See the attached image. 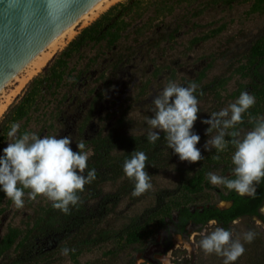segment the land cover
Returning a JSON list of instances; mask_svg holds the SVG:
<instances>
[{"label":"trees","instance_id":"trees-1","mask_svg":"<svg viewBox=\"0 0 264 264\" xmlns=\"http://www.w3.org/2000/svg\"><path fill=\"white\" fill-rule=\"evenodd\" d=\"M144 1L117 2L84 27L53 58L52 63L30 81L25 95L9 107L0 120V154H2V149L9 142L7 133L13 123L20 124L19 134L34 132L39 136L43 133L51 136L52 130L56 127V121H60L64 116V109L71 104V100L76 97L69 107L71 108L69 114L77 112L81 104L87 102L79 120L77 128L79 136L76 142L83 141L86 145L84 151H91L85 174L91 169L96 171V179L85 185L83 192L78 193L81 202L76 206H70V212L67 214L53 208V202L42 203L37 200L39 196L33 201L26 195L24 201L30 209H33L32 214L23 221V227L14 224L7 227L0 242V264H39L40 261L49 259L59 249L67 248L69 253L76 256L85 250L127 237L129 238L126 242L128 246H135L137 250L141 249L138 244L142 242L144 232H151L146 224H140V218L144 215L138 218L135 216L131 222L122 225H116L107 219L108 215L113 213L115 207L126 197L135 200L144 194L152 193L149 190L140 196L132 195L135 180L125 174L124 161L130 159L134 151L144 152L148 157L146 162L148 166L145 171L152 178L155 173L168 169L180 159L172 149L166 146L164 133H161L156 143L148 142V131H141L140 128L137 130L136 126L139 122L128 116L130 113L127 109L119 112H106L105 116H101L98 121L100 126L97 129L94 128L92 121L97 115L98 106L106 98L109 88L118 83L117 80L121 73L125 71L129 73L128 82H132L133 88L138 90L135 95L137 100L139 99L138 102L145 99L153 88L163 90L170 81L183 87L195 83L198 88L194 95L199 102L206 100L208 96L218 99L217 105L211 110V115L223 108V105H219V103L223 104L221 88L227 84L233 74L240 73L250 78L251 95L255 96L256 103L244 114L243 123L238 128L241 125L252 124L249 122L251 118L264 117V76L260 72V67L264 64V39L262 37L257 38L247 51L230 45L232 40H229V47H226L225 52L218 51V54L215 52L211 54L210 61L198 71L194 79L181 77L178 69L183 63L179 60L183 61L184 58L190 57L196 47L201 48L210 36L221 31L223 25L210 29L211 33L202 31L201 34L188 35L198 26L191 16H200L205 3L200 9L194 8L190 16L182 15L172 23L163 22L161 25H154L153 20L157 14L163 11L170 12V14L173 12V7L166 0L155 3L156 15L154 17L149 16L135 24L137 16L143 14L142 10L146 11L150 6L149 2L144 3ZM233 1L235 0H208L205 6L215 7L218 3L231 4ZM254 2L264 9V0H254ZM185 30H187L186 36H183ZM94 46H97V51L85 57L87 59L84 67L78 70L77 75H73L72 83L71 81L70 83L65 82L64 76L70 74L67 71L69 59L78 51ZM220 54L223 56L228 54L227 60L230 67L226 73L213 77L207 82L204 81L208 76V70ZM242 56L246 59L245 63L240 60ZM93 69L96 73L94 77H91L89 72ZM228 72H230L229 75ZM82 75L86 76L83 88L79 92L74 91V86L78 80H82ZM100 84L103 86L99 89ZM64 86H68V89L63 90L62 93ZM241 92L242 85L231 96L238 98ZM48 106L51 108L46 111L45 107ZM34 113L43 116L36 122L39 125L37 130L32 125ZM114 114L118 116L108 125V120H111ZM152 115L151 111L148 117L151 118ZM201 115L202 110L199 107L198 116ZM203 116V119L210 118ZM63 123V121L60 122L62 126ZM204 127L209 126L204 125ZM213 130L209 135L214 134ZM200 134L203 136L198 148L201 149L204 158L199 163L192 164L186 173H183L185 176L183 182L178 185L183 194L181 198L176 197L177 199L174 200V204L177 205L175 228L182 232L189 223L205 224L210 220L227 224L246 215L259 216L264 219L260 213V208L264 204V182L258 186L255 199L242 197L234 190H228L227 193L220 191L219 200L231 202V205L226 208H220L217 204L209 202L202 204L201 208L186 203L195 195L202 193L204 180L207 179L208 173L218 167L223 160L222 152L216 149L210 152L204 151L202 142L206 139V135L203 131ZM72 148L78 151L76 145ZM217 156H219L218 159ZM190 172L193 174L191 175ZM229 178L234 179L235 177L230 176ZM109 182L116 184L117 189L112 193L104 194L96 210L90 208L89 202L100 196L103 193V186ZM176 189L178 188H175V194L179 191ZM29 191L30 189H25V193ZM156 192L157 205L154 209L145 212L149 220L166 214L168 207L163 200L168 195H174V193L169 194V192L164 193L159 190ZM5 202L6 206H2ZM11 204L14 205L13 201L0 191V216ZM161 220L163 221L162 218ZM116 250L117 248L114 247L112 251L117 253L118 250L117 252Z\"/></svg>","mask_w":264,"mask_h":264},{"label":"rangeland","instance_id":"rangeland-1","mask_svg":"<svg viewBox=\"0 0 264 264\" xmlns=\"http://www.w3.org/2000/svg\"><path fill=\"white\" fill-rule=\"evenodd\" d=\"M121 1L123 2L127 0H113L112 2L108 3L106 8L99 12L93 19L89 20L87 23H80L75 29L74 36L66 40L65 44L59 47L48 63L33 77H31L25 87L14 97L6 110L0 114V120L8 111L9 107L20 101L25 95L30 81L38 74L42 73L44 68L52 63L53 58L58 55L84 27L89 25L110 6ZM158 1L161 0H145L144 3L149 2L150 6L146 11L142 10L143 14L141 16H137L135 19V24L147 19L149 16L154 17V15H156L154 12L156 10L155 3ZM166 1L170 2L169 5L173 7V12L170 14V12L167 13L166 11H163L161 14H157L153 20L154 25H161L163 22L172 23L175 19H177V17L182 15L190 16V13L194 8L200 9L201 5L204 3L203 12L199 14L200 16H191L192 19L198 23V26L195 28V30L190 31L188 35L190 34L189 36H191L197 33L201 34L203 33L202 31H205V33H211L210 29L223 25L221 31L210 36V38H208L207 41L201 45V48H199V46L196 47L195 50H193V53L190 54V57L184 58L183 61L179 60V62L183 63L178 69V74L181 77L185 76L188 79H194L197 76L198 71L205 67L210 61L211 54H214V52L215 54H218V51L225 52L226 47H229V40H232L230 45L240 48L243 51H247L249 46H251L257 38L262 37L264 39V9L256 5L254 0H235L231 4L221 2L215 7L205 6L206 1L208 0ZM185 29L188 30V28ZM187 30H185L183 36H186L185 34ZM96 51L97 46H94L93 48L91 47L82 49L75 53L72 58L69 59L67 71L70 74L64 76L65 82L71 81L72 83L73 75H77L78 70L84 67V63L87 59L85 57L87 55L94 54ZM227 58L228 54H225V56L220 54V56L216 58L217 60L213 63L212 67H210L208 70V76L204 79V81L207 82L213 77H217L224 72L226 73L227 69L230 67L228 65L229 61ZM240 60L242 63L246 62L244 56H242ZM237 63L239 64L238 61ZM260 72L264 76V64L260 67ZM24 73L25 71L21 69L0 90V104L7 98L12 90L15 89L18 77L23 76ZM95 73L96 72L93 69L89 72V75L94 77ZM229 73L230 72H228V75ZM85 77V75H82V80H78L74 86V91L79 92L83 88ZM129 78V73L125 71L119 75L117 80L118 83H115L111 88H109L106 98L100 102L97 115L92 121L94 128L97 129L100 126L98 121L101 116H105L106 112H119L121 110L125 111V109H127L130 113L128 116L138 120L139 122L136 126L137 130L141 129V131H149L147 119L149 118L148 115L151 112V108L154 106L152 104V100L162 90L153 88V90L150 91V94L146 96L145 99L138 102L139 99L137 100L135 97L138 90L133 88L132 82H128ZM162 78H164V76ZM249 82V77H244L240 73L233 74L232 78L228 80L227 84L221 88V94L223 97V104L219 103V105H223V108L221 109H224L231 103L236 102L239 97L236 98L235 96H231V94L239 90L240 85H242V92L247 91L249 94H251V86H249ZM65 84L66 83H64V85ZM102 86L103 85L100 84L98 88L100 89ZM67 89L68 86H64L62 93L63 90L65 91ZM75 98L71 100V104H69L68 107L64 109V116L61 117L60 121H56V127L50 134L51 136L57 137L71 135L73 139L72 146L76 145L77 143L76 140L79 136L77 129L79 120L81 119L83 111L88 104L87 102L81 104L77 112L69 114L68 112L71 109L69 107H71V105L74 103ZM50 102L53 103L51 100ZM217 103L218 99L208 96L206 100H203L198 104V107H200L202 110V115L199 117L200 121L196 122L194 126V132L199 134L201 137L203 135H201L200 132L203 131L205 134L206 130V127H204V125L201 123V120L204 118L203 115L210 117L211 110L215 105H217ZM50 108L51 106L45 107L46 111ZM117 116L118 114H114L113 118L108 120V125H110ZM42 117V114L39 115L38 113H34L32 125L35 130L39 129V125L36 124V122L37 120L42 119ZM62 121L64 122L63 126L60 124ZM253 127L254 124L241 125L237 129L241 133L240 138H243V136L248 131H251ZM213 131L214 134L209 135L208 137L205 134L206 139L204 142H202V144H204L207 139H210L211 136L216 135L215 133L217 131ZM44 135L45 133H43L41 137ZM199 145L200 144H198L197 147H199ZM235 150L236 149L234 145H228L225 150L222 151L223 160H221V164L215 169L211 170V172L221 176H232L231 170L234 167L232 164V156ZM85 152H88L89 155L91 154L90 150ZM191 165L192 164L188 162H182L179 160L168 169L155 173L151 178L152 189L150 191H152V193L144 194L142 197H139L135 200L130 197H126L118 204V206L115 207L114 212L108 215L107 219L116 225L129 223L135 216L138 218L140 215H144L142 218H140V224H146L148 230L151 232H144L143 240L140 244H138L141 247L140 250L135 249V246H128L126 242L129 241V238L127 237L116 240L112 243L108 242L102 244L99 247L85 250L76 256H73L69 252L67 255H64V248L59 249L58 251H55L49 259H44L40 261L39 264H161V257L168 253H171V255L168 257L169 264H223L224 257L218 256L214 253L205 254L203 249L196 246L201 238L199 233L203 231V229L208 225L209 221L205 224L189 223L185 226L182 232H179L175 228L174 223L176 221L177 205L174 204V200L177 199L176 197L181 198L183 194V192L180 191L181 188H179L178 185L180 182H183L185 177L183 173H186ZM182 169L183 171L181 172ZM190 174L192 175L193 173L190 172ZM175 188H178L176 190H179L176 194L174 193ZM116 189V184H112V182L106 183L103 186V193L89 202L90 208L96 210L103 195L106 193H112ZM158 190L163 191L164 193L169 192V194L174 193V195H168L163 200L166 204V207H168L166 214H163L162 216L160 215V217L153 220H149L148 215H146L145 212L147 210L154 209V207L157 205L158 201L156 199V191ZM228 190L229 189L223 185H212L209 182L207 176V179L204 180V189L202 193L197 196L195 195L193 199L188 200L186 203L188 205L201 208L202 204L209 202L217 204V206L220 208H226L231 205V202L219 200L218 193L220 191L227 193ZM37 200L41 201L42 203L52 202L44 196H39ZM110 205L111 204H109V206ZM2 206H6V202L3 203ZM262 207H264V204ZM32 210L33 209H30L25 203L23 208H16L13 204L5 208V211L0 216V242L7 231V227L13 224L23 227V221L26 220L28 215L32 214ZM262 215L264 217V214ZM235 220H239V223L233 224V220L230 223L222 224L221 222L217 221L216 225L232 230L234 233L233 239L241 237V242L244 244L245 252L235 262H233V264H264V219L259 216L246 215ZM257 220L260 222L259 225L256 223ZM249 230L254 231L256 236L251 243H246L242 239V233ZM179 240H181V242H179ZM114 247L117 248V253H114L115 250L112 251Z\"/></svg>","mask_w":264,"mask_h":264},{"label":"clouds","instance_id":"clouds-1","mask_svg":"<svg viewBox=\"0 0 264 264\" xmlns=\"http://www.w3.org/2000/svg\"><path fill=\"white\" fill-rule=\"evenodd\" d=\"M197 88L195 83L183 87L170 81L153 98V115L147 119L148 142L156 143L161 133H164L166 146L178 155L180 161L190 164L199 163L204 158L197 147L201 136L194 132L199 119V101L194 95ZM255 103V96L245 91L236 102L213 113L210 118L201 120L202 124L209 126L205 130L207 136L213 129L217 130L216 135L205 141L204 151L216 149L222 152L229 144L236 149L231 170L235 178L209 172V182L214 186L223 185L251 199L256 198L258 186L264 182V117L251 118L249 122L254 127L243 138H240L241 133L236 129L243 123L244 114ZM19 133L20 124L13 123L7 133L9 142L0 154V191L13 201L16 208L24 207L26 195L33 201L37 196H44L53 202V208L69 213L70 206L81 202L78 193L96 179L95 169L85 174L89 159L88 152L84 151L85 143H76L78 151H74L71 135L41 137L34 132ZM147 160L144 152L134 151L131 158L124 161L125 174L135 180L133 196H140L152 189L151 177L145 171ZM25 189L30 191L25 193ZM260 212L264 214V207L260 208ZM238 223L239 220L233 221V224ZM256 223L260 224L258 220ZM216 225L215 220L208 222L199 233L201 238L196 246L203 249L205 254L214 253L224 257L223 264H233L245 252L241 237L233 239L232 230ZM255 236L252 230L242 233L246 243H251ZM68 252L69 249H63L64 255ZM170 255L168 253L161 257V264H169Z\"/></svg>","mask_w":264,"mask_h":264},{"label":"water","instance_id":"water-1","mask_svg":"<svg viewBox=\"0 0 264 264\" xmlns=\"http://www.w3.org/2000/svg\"><path fill=\"white\" fill-rule=\"evenodd\" d=\"M104 0H0V90Z\"/></svg>","mask_w":264,"mask_h":264},{"label":"bare ground","instance_id":"bare-ground-1","mask_svg":"<svg viewBox=\"0 0 264 264\" xmlns=\"http://www.w3.org/2000/svg\"><path fill=\"white\" fill-rule=\"evenodd\" d=\"M112 1L113 0H104L96 8H94L91 12H89L86 16H84L81 20H79L75 25H73L68 31H66L61 37H59L53 43H51L46 48H44L30 61H28L27 62L28 64H26L23 68H21L22 70L25 71V73L23 76L18 77L17 85L15 89L12 90V92L7 96V98L0 104V114H2L6 110V108L12 102L14 97L25 87V85L28 83L31 77H33L38 71H40L48 63V61L51 59L54 53L59 49V47L65 44L66 40L74 36L76 27L80 23H87L89 20L93 19L99 12H101L106 8L108 3ZM179 242H181V240H179Z\"/></svg>","mask_w":264,"mask_h":264}]
</instances>
